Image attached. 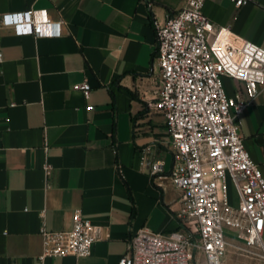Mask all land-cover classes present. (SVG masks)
Returning a JSON list of instances; mask_svg holds the SVG:
<instances>
[{
	"label": "crops",
	"instance_id": "crops-1",
	"mask_svg": "<svg viewBox=\"0 0 264 264\" xmlns=\"http://www.w3.org/2000/svg\"><path fill=\"white\" fill-rule=\"evenodd\" d=\"M185 0H0V14L43 10L52 36L0 23V264H118L142 228L173 232L183 192L165 116L156 108L154 21ZM221 39L264 48V0L238 8L205 0ZM37 17H40L39 15ZM87 82L88 97L75 86ZM229 96L249 100L225 77ZM240 133L264 173V86L240 116ZM146 160L143 162V158ZM161 161L164 174H149ZM100 228L88 257H41L43 231L72 228V214Z\"/></svg>",
	"mask_w": 264,
	"mask_h": 264
},
{
	"label": "built area",
	"instance_id": "built-area-1",
	"mask_svg": "<svg viewBox=\"0 0 264 264\" xmlns=\"http://www.w3.org/2000/svg\"><path fill=\"white\" fill-rule=\"evenodd\" d=\"M231 1L238 8L249 2ZM204 3L185 0L165 22L154 21L153 68L160 76L155 105L165 116L174 154L167 177L183 192L180 228L140 229L118 264H226L230 251L264 264V173L240 133L241 114L264 86V48L222 40L221 28L203 13ZM0 23L18 36L53 35L43 10L0 14ZM225 77L244 82L249 100L240 93L229 96ZM75 88L86 97L91 89L87 82ZM149 174L163 175L162 162L153 161ZM228 181L237 206L229 201ZM42 237L41 257L82 258L92 254L100 228L75 210L70 230L43 231Z\"/></svg>",
	"mask_w": 264,
	"mask_h": 264
},
{
	"label": "rangeland",
	"instance_id": "rangeland-1",
	"mask_svg": "<svg viewBox=\"0 0 264 264\" xmlns=\"http://www.w3.org/2000/svg\"><path fill=\"white\" fill-rule=\"evenodd\" d=\"M228 195H229L230 203L234 206H237L238 198H237L236 190L231 181H228ZM226 264H258V263L255 260L250 259L245 255L233 253L230 251L227 254Z\"/></svg>",
	"mask_w": 264,
	"mask_h": 264
}]
</instances>
